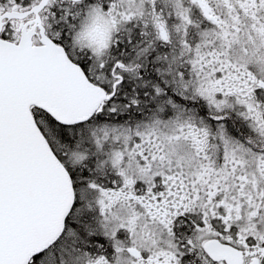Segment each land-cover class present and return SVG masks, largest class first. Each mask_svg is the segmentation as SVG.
<instances>
[{
  "label": "snow or ice",
  "instance_id": "snow-or-ice-1",
  "mask_svg": "<svg viewBox=\"0 0 264 264\" xmlns=\"http://www.w3.org/2000/svg\"><path fill=\"white\" fill-rule=\"evenodd\" d=\"M0 264H264V0H0Z\"/></svg>",
  "mask_w": 264,
  "mask_h": 264
}]
</instances>
